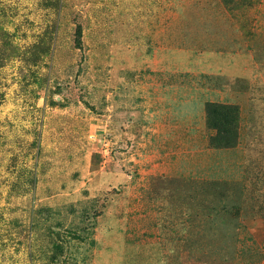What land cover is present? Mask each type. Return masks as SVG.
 Instances as JSON below:
<instances>
[{
    "label": "rangeland",
    "instance_id": "obj_1",
    "mask_svg": "<svg viewBox=\"0 0 264 264\" xmlns=\"http://www.w3.org/2000/svg\"><path fill=\"white\" fill-rule=\"evenodd\" d=\"M0 264H264V0H0Z\"/></svg>",
    "mask_w": 264,
    "mask_h": 264
}]
</instances>
